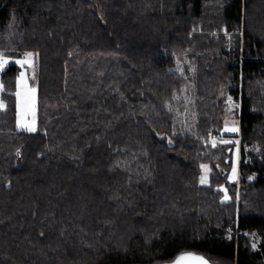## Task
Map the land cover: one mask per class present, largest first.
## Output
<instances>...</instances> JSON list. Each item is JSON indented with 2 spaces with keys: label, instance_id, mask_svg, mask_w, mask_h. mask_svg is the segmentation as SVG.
Instances as JSON below:
<instances>
[{
  "label": "trees",
  "instance_id": "16d2710c",
  "mask_svg": "<svg viewBox=\"0 0 264 264\" xmlns=\"http://www.w3.org/2000/svg\"><path fill=\"white\" fill-rule=\"evenodd\" d=\"M198 25L244 37L225 57ZM27 50L37 130L17 125L21 66L0 75V264H264V0H0V53ZM231 96L237 181L214 140Z\"/></svg>",
  "mask_w": 264,
  "mask_h": 264
},
{
  "label": "rangeland",
  "instance_id": "374dc122",
  "mask_svg": "<svg viewBox=\"0 0 264 264\" xmlns=\"http://www.w3.org/2000/svg\"><path fill=\"white\" fill-rule=\"evenodd\" d=\"M237 32L241 30L242 34H237L236 38L233 39V47H232V54H227L225 57H231L237 51L239 40H243L244 37V26L236 27L233 29H223V28H213L207 29L201 25L193 26L192 33H209L210 35L217 38L214 34L219 32V36L225 37V48L227 47L228 40L227 35L224 33L226 31ZM221 33V34H220ZM217 51V50H216ZM223 52L222 50H218ZM26 53H32V57H26ZM224 56V55H223ZM37 52L35 50H27L21 56H7L4 55V59L7 61L2 68H0V75L2 72L10 65V64H19L22 68L21 73L18 78V89H17V101H18V118H17V125L20 129L28 130L32 128L35 131L38 129V88L36 81V69H37ZM28 60V63H20V61ZM180 62H184L181 60ZM23 73V77L21 74ZM192 78H189L188 85L186 86L183 92V102L185 103V108L192 110L191 104L193 100L192 95ZM234 96H231L233 98ZM234 103H230L228 106V113L225 117V124L221 131V133L214 138L215 141L221 142H233L235 144L234 150V164L233 169H235V173H233V169L230 173V180L237 181L240 176V132H241V121L240 117L236 114L237 109L240 108L239 99H234ZM184 116H187L184 121L186 127L193 129L195 116H193L192 112H187L184 110ZM236 128L238 131L232 132L229 129ZM211 176V167L209 163L203 164V172L201 174V180L204 179L205 182L203 184H208L210 182ZM222 189L226 191L225 199H230V195L228 193V189L225 186H222ZM237 200L240 201V189L237 192ZM212 261L215 264H234L231 261L219 258V257H211Z\"/></svg>",
  "mask_w": 264,
  "mask_h": 264
},
{
  "label": "water",
  "instance_id": "95a60500",
  "mask_svg": "<svg viewBox=\"0 0 264 264\" xmlns=\"http://www.w3.org/2000/svg\"><path fill=\"white\" fill-rule=\"evenodd\" d=\"M194 257H203L204 260L208 261V264H215L207 255L194 250L181 252L175 258L157 264H201V261L194 259Z\"/></svg>",
  "mask_w": 264,
  "mask_h": 264
},
{
  "label": "snow or ice",
  "instance_id": "6c2138e0",
  "mask_svg": "<svg viewBox=\"0 0 264 264\" xmlns=\"http://www.w3.org/2000/svg\"><path fill=\"white\" fill-rule=\"evenodd\" d=\"M32 53H26L25 54V56L26 57H32ZM7 61L4 59V55H3V53H0V68H2L3 67V65L6 63ZM29 61L28 60H25V61H20V63H28ZM21 76L23 77V73L21 74ZM0 107H3V104L2 103H0ZM30 131H32V130H34V129H32V128H30L29 129ZM229 131H232V132H235V131H238V129H236V128H232V129H229ZM225 143H227V142H225ZM233 173H235V169H233ZM205 182V180L204 179H202L201 180V183H204ZM253 247H255V245H253ZM194 259H196V260H199V261H201V264H208V261L207 260H204V258L203 257H194Z\"/></svg>",
  "mask_w": 264,
  "mask_h": 264
},
{
  "label": "built area",
  "instance_id": "2783aa9c",
  "mask_svg": "<svg viewBox=\"0 0 264 264\" xmlns=\"http://www.w3.org/2000/svg\"><path fill=\"white\" fill-rule=\"evenodd\" d=\"M241 30H239V31H237V32H234V30H232V31H226V32H224L226 35H227V40H228V44H227V47L225 48V50H226V52H221V54L222 55H224V56H226L227 54H229V52H230V54H232L233 52H232V47H233V39H234V37L236 38V35L237 34H242V32H240ZM221 34V33H220ZM216 37H218V35H219V32H216L215 34H214ZM241 58H242V56H241ZM235 98L233 97V98H231L230 99V103H234L235 102V100H234ZM240 102V101H239Z\"/></svg>",
  "mask_w": 264,
  "mask_h": 264
}]
</instances>
